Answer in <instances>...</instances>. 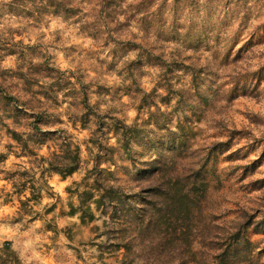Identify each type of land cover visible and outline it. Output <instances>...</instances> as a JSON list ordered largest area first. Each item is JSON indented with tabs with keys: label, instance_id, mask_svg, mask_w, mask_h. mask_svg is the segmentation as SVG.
Here are the masks:
<instances>
[{
	"label": "rangeland",
	"instance_id": "rangeland-1",
	"mask_svg": "<svg viewBox=\"0 0 264 264\" xmlns=\"http://www.w3.org/2000/svg\"><path fill=\"white\" fill-rule=\"evenodd\" d=\"M9 2L0 0V45L12 52L39 46L73 81L87 86L92 105L112 124L101 142L117 150L100 166L112 178L96 173L90 130L80 119L62 116L58 128L81 148L77 172L67 178L42 175L30 163L34 158L10 155L0 165V248L10 241L24 264H196L214 256V237L245 230L254 253H261L249 263L264 264V0H200L194 23L200 28L206 20L210 36L192 35L187 43L182 36L151 40L156 49L149 62L138 24L112 20L102 28V37L112 31V51L82 30L81 17L95 0L73 18L48 14L38 23ZM191 17L177 24L188 25ZM25 54L40 59L32 50ZM4 58L3 67L16 66L15 56ZM121 125L132 137L126 149L117 139ZM8 142L3 135L4 153ZM54 149L48 139L40 155L49 157ZM10 172L47 181L32 222L17 221L20 197L7 179ZM111 185L121 200L107 212L91 202L93 218L82 219L79 195ZM174 187L184 194L173 198ZM151 189L157 192L144 195ZM133 211L139 218L125 225Z\"/></svg>",
	"mask_w": 264,
	"mask_h": 264
},
{
	"label": "trees",
	"instance_id": "trees-1",
	"mask_svg": "<svg viewBox=\"0 0 264 264\" xmlns=\"http://www.w3.org/2000/svg\"><path fill=\"white\" fill-rule=\"evenodd\" d=\"M88 1L10 0L7 6L21 9L38 23L48 14L65 19L73 18L82 13L84 4ZM205 1L208 4L211 3V0ZM199 3L200 0H95L89 12L81 17L82 30L90 33L96 40H104L103 45L109 46L112 31L108 29L106 37H102L101 33H103L102 28H106L107 24H112V20L116 21L119 26L138 24L143 27V39H146L148 43L145 53L149 62L156 49V46L150 45L151 40L156 43L172 42L182 36L180 39L187 43L192 39V35L198 39L210 36V27L206 20L200 28H196L194 23L193 12ZM167 8H169L168 11H166ZM205 9L207 10L208 6ZM189 13L192 14L190 24H177L180 19L187 18ZM178 26L185 31L184 34L180 32ZM109 47L112 51V46ZM133 47L141 49V44H134ZM27 50L38 53L40 59L29 60L25 54ZM4 51L7 54L0 56V145L3 135L9 142L4 146L7 153L0 150V165L5 163L10 155L16 158L32 157L34 161L30 163L38 164L42 175L56 173L62 178L73 175L80 168L81 148L63 129L58 128L64 124L62 116H68L70 120L80 119L82 125L90 130L89 142L97 148V153L94 154L95 172H105L112 178V171L100 168L104 161H112V150H117L112 146H104L101 142L106 129L109 130L108 132L112 130V124L107 126L108 117L100 114L97 105H92L90 89L84 84L73 81V74H68L58 68L50 56L41 52L39 46L22 45L12 52L8 44L3 43L0 45V53ZM12 55L16 57V66L14 68L3 67L4 57ZM185 91L190 93L188 90ZM132 99L137 101V97ZM62 104H68V106L60 111ZM160 112V109H157L156 113ZM151 115L153 117L155 113ZM93 126L97 128L93 130ZM55 128L56 130L52 131ZM116 132L118 142L126 149L132 142L130 131L125 125H121L116 128ZM48 139L54 141L55 149L49 157H45L40 155V151L45 147ZM48 149L51 147L49 146ZM150 174V171L147 172L144 178L149 179ZM24 176V173L10 172L7 179L11 181L14 193L20 197L17 221L29 217L28 221L32 222L38 216L34 206L41 198L42 184L47 186L48 184L46 180L40 183L35 177L30 179ZM41 179L43 180V177ZM28 190H30V196L26 195ZM117 190L112 185L104 189L98 186V188L91 187L81 193L79 195L80 208L85 214L81 218H93L91 202L95 203L98 209L107 212L109 208H112L113 201L119 197L120 192ZM172 190L173 198L184 194L177 187ZM155 192L157 190H147L144 195H149V193L153 195ZM22 196L24 199L21 198ZM118 200L121 198L119 197ZM136 218H139V215L135 211L131 212L127 215L125 225L132 223ZM150 245L158 250L159 242L155 244V240H152ZM123 247L128 248L127 244ZM210 249L215 253L214 256L201 257L196 264H216V261H218L217 264H250L257 255L261 254L260 252L254 253L249 235L245 230L214 237ZM0 264H24L12 249L10 241H6L0 248Z\"/></svg>",
	"mask_w": 264,
	"mask_h": 264
}]
</instances>
